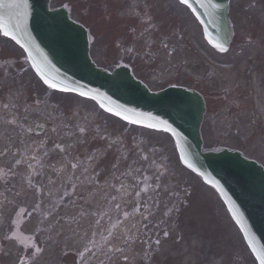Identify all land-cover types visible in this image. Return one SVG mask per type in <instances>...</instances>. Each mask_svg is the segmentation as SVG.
Here are the masks:
<instances>
[{
	"label": "rangeland",
	"instance_id": "obj_1",
	"mask_svg": "<svg viewBox=\"0 0 264 264\" xmlns=\"http://www.w3.org/2000/svg\"><path fill=\"white\" fill-rule=\"evenodd\" d=\"M63 6L73 19L89 30L90 55L96 64L108 70L126 64L153 90L173 84L199 90L207 97L212 110L202 126L204 148L209 150L222 145L264 166V124L253 110L252 102L256 93L250 89L242 95L238 87L227 86L224 83L226 71L220 68L233 67L237 71L239 62L236 59L239 58L245 80L249 78L246 70L251 74L263 70L257 77L264 81V0H230L233 34L229 51L224 55L206 44L200 25L177 0H51V8ZM60 99H68L65 106L70 115L84 105L82 121L75 116L72 123L87 131L85 135L98 137L96 140H100L101 147L114 142L119 144L117 137L122 134V142L132 141V146L141 147L134 150L133 173L147 175L150 187L145 186L142 191V186L134 180L131 204V197L121 196L116 201L115 215L119 220L121 211L145 200L147 208L143 211L147 215L143 214L148 219L132 215L124 222L120 220L118 244L124 242L125 236L129 237L130 244L135 228L143 220L144 229L157 225L151 241H165L161 246L165 250L157 256L151 255L147 264H160L168 254L179 256L188 248L192 264H256L217 194L180 165L169 136L115 122L94 104L75 95L68 94ZM72 123L70 127H74ZM219 130L224 137L215 138ZM156 211L163 213L166 222L159 221L156 213L151 214ZM107 216L103 214L100 219H30L25 225L26 232L37 225L43 232L34 235L37 253H32L33 256L28 253V261L24 264H143L140 250L133 257L123 247L112 255L105 249L93 255L87 251L95 236L93 228L97 220L103 223ZM49 225H52L50 231ZM130 227H134V232ZM185 230H191L193 236L185 235ZM136 238L140 240L138 235ZM192 242L196 245L188 246ZM101 245L105 248L108 240ZM81 251H84L83 257ZM22 252L21 248L16 250V257L24 256ZM4 264L8 263L4 261Z\"/></svg>",
	"mask_w": 264,
	"mask_h": 264
},
{
	"label": "water",
	"instance_id": "obj_2",
	"mask_svg": "<svg viewBox=\"0 0 264 264\" xmlns=\"http://www.w3.org/2000/svg\"><path fill=\"white\" fill-rule=\"evenodd\" d=\"M228 1L189 0L206 41L218 51V46L228 48L231 37ZM209 2L217 7H209ZM0 4L4 5L0 7V30L16 37L14 41L23 46L41 79L54 83L56 89L94 97L104 111L120 113L115 115L119 118L167 129L182 164L218 191L260 264L257 257L264 253V170L235 151H201L202 97L181 88L152 94L127 68L112 74L97 69L88 55L87 31L64 9L49 10V0H0Z\"/></svg>",
	"mask_w": 264,
	"mask_h": 264
},
{
	"label": "flooded vegetation",
	"instance_id": "obj_3",
	"mask_svg": "<svg viewBox=\"0 0 264 264\" xmlns=\"http://www.w3.org/2000/svg\"><path fill=\"white\" fill-rule=\"evenodd\" d=\"M8 48L10 43L0 38V201L4 202L9 188L17 195L21 185L51 187L60 181L57 193L47 192L44 213L51 216L68 200H82L81 193L77 192L81 184L100 186L101 177L108 175L110 183L113 163L110 160L102 164L96 157L99 147L95 146V140L88 147L81 142L83 149L63 146V141L70 139L64 105L67 101L53 100L49 90L39 88L24 55ZM41 135L44 141L37 147V138ZM34 156L40 158L38 163L21 162ZM65 167L70 168L71 178L58 180L60 169ZM113 177L115 180V171ZM37 209L35 206L30 213L40 212ZM17 214L29 216L20 206Z\"/></svg>",
	"mask_w": 264,
	"mask_h": 264
},
{
	"label": "bare ground",
	"instance_id": "obj_4",
	"mask_svg": "<svg viewBox=\"0 0 264 264\" xmlns=\"http://www.w3.org/2000/svg\"><path fill=\"white\" fill-rule=\"evenodd\" d=\"M263 55H264V52H263ZM236 61L239 62L238 63L239 64V68H238L239 70L237 69V71H235L233 69V67H231V68L222 67V69L225 70L226 74H227V77H226L227 80L224 83L227 86H230V88L243 87L245 84L244 74H243V71H242L241 66H240V59L237 58ZM256 72L257 73L253 74V76H252L253 88L256 91V107H257V111L260 113V115H262L263 120H264V100H263L264 85L259 83V77H257V74H262L263 70H261V72L259 70ZM246 73H248L247 70H246ZM0 236H2V234H0ZM194 245H196V243L192 242L190 244V247H192ZM133 247H135V244L130 246L129 253H128L131 257L135 256L136 251H137V250L135 251ZM5 252L8 253V256H6V257H8L10 259H14L16 252H15L12 245H9L7 247V249L5 250ZM171 259L173 261H176L178 259V262L181 260L179 262V264H192V263H190V260H192V256L188 255V252H186L185 254H182V255L180 254L179 257L173 255L171 257ZM207 264H219V263L218 262H212V263H207Z\"/></svg>",
	"mask_w": 264,
	"mask_h": 264
},
{
	"label": "snow or ice",
	"instance_id": "obj_5",
	"mask_svg": "<svg viewBox=\"0 0 264 264\" xmlns=\"http://www.w3.org/2000/svg\"><path fill=\"white\" fill-rule=\"evenodd\" d=\"M179 3L181 5H187L188 7H191V5L189 4V0H179ZM3 6H4L3 4H0V7H3ZM208 6L209 7H212V8H216L217 7V5L212 4L211 2H209V5ZM3 35L5 37H9L10 36V33L8 31H3ZM11 39L16 40V37L14 35H11ZM16 42L19 43L18 40ZM218 47H219V50L221 52H226L227 51V49L224 48L223 46H218ZM42 79H43L44 84H46L48 88H52V89H56L57 88V86L54 83H49V81L47 79L43 78V77H42ZM57 90H59V91H67V89H57ZM79 95L80 96H84L85 93L81 92V93H79ZM92 99H95V98L92 97ZM101 107H103V105H101ZM106 110L107 111H111L110 109H106ZM115 115H118L119 116L120 113H115ZM121 118L127 120L128 123H132V124L138 123V121L131 120L128 117H121ZM145 126L146 127H149V128H152L153 127V125H151V124H148V125H145ZM161 130L167 131V129H161ZM73 167H75V166H73ZM141 207H142V205H141ZM137 211H139V207L137 208ZM144 219L146 220V219H148V217H144ZM164 235L167 236V233H164ZM156 243L158 244L159 243V240H157ZM87 251H91V249H87ZM109 251H111V249H109ZM117 251H119V249H117ZM80 255H81V257H83L84 251H81L80 252ZM257 258L259 259L260 264H264V253L260 254Z\"/></svg>",
	"mask_w": 264,
	"mask_h": 264
}]
</instances>
